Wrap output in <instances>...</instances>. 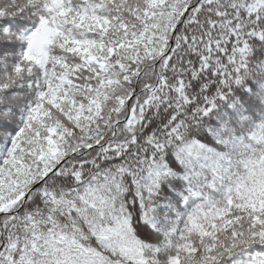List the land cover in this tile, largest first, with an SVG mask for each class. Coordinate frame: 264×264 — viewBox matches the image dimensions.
Instances as JSON below:
<instances>
[{
  "label": "snow or ice",
  "instance_id": "snow-or-ice-1",
  "mask_svg": "<svg viewBox=\"0 0 264 264\" xmlns=\"http://www.w3.org/2000/svg\"><path fill=\"white\" fill-rule=\"evenodd\" d=\"M0 264H264V0H0Z\"/></svg>",
  "mask_w": 264,
  "mask_h": 264
}]
</instances>
